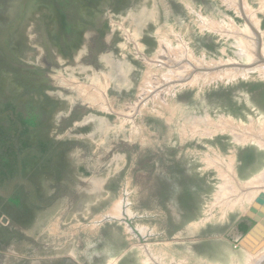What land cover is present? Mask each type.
Here are the masks:
<instances>
[{"label":"rangeland","instance_id":"1","mask_svg":"<svg viewBox=\"0 0 264 264\" xmlns=\"http://www.w3.org/2000/svg\"><path fill=\"white\" fill-rule=\"evenodd\" d=\"M246 1L0 0V264H246L264 252L263 204L201 222L222 186L206 155L242 182L264 171V148L231 129L264 130V65L240 67L257 62L242 46L250 25L264 48V0ZM165 45L237 67L133 106L166 73L150 62Z\"/></svg>","mask_w":264,"mask_h":264},{"label":"bare ground","instance_id":"2","mask_svg":"<svg viewBox=\"0 0 264 264\" xmlns=\"http://www.w3.org/2000/svg\"><path fill=\"white\" fill-rule=\"evenodd\" d=\"M246 1V0H245ZM244 2V1H243ZM241 2V3H243ZM247 2V1H246ZM225 3V2H224ZM229 3V2H228ZM230 5V4H229ZM231 5L233 7H235L234 9L238 8L240 10V2L239 0H231ZM243 5V4H242ZM248 5V4H247ZM246 6V4H245ZM244 6H242L243 8ZM245 8V7H244ZM250 8V7H249ZM233 9V8H232ZM247 9V7H246ZM245 9V10H246ZM237 11V10H236ZM251 11V10H250ZM239 12V11H238ZM236 12V13H238ZM241 12V10H240ZM249 12V11H248ZM255 13V12H254ZM244 14V13H243ZM240 15V14H239ZM238 15V16H239ZM248 16V15H247ZM243 17L245 18V16L243 15ZM252 16H250L251 18ZM256 17V16H255ZM253 20H255V18H253ZM247 22H249L248 20H245ZM253 22V21H251ZM259 22V21H258ZM257 22V23H258ZM246 24V23H245ZM254 24V23H253ZM221 25V24H220ZM244 26V25H243ZM259 26V24H258ZM257 26V27H258ZM207 27V26H206ZM211 27V26H210ZM208 27V29L210 28ZM219 27V26H218ZM222 27V26H221ZM227 27V26H225ZM251 29H252V33L251 36L249 35V39H246V40H243L242 39V46L244 49V52H246V54L251 58L252 55H254L253 57L255 59H257V62L256 63H247L246 66H241L240 67H244L247 69V71H242L243 73L245 72H248L249 71V67H252V66H255V65H264V54H261L262 52H264V48L261 47L259 48V43H258V30L257 28H253L252 25L249 26ZM212 28V27H211ZM243 28V27H242ZM228 29H231V28H228ZM234 29V27H233ZM240 29V28H239ZM243 29H246L245 27ZM241 29V30H243ZM259 29V27H258ZM210 30V29H209ZM212 30V29H211ZM222 30H223V27H222ZM238 30V29H237ZM221 31V30H219ZM249 31V30H248ZM238 32V31H237ZM224 33V32H223ZM230 33V32H229ZM262 33V32H261ZM260 33V35H261ZM231 34V33H230ZM235 34V33H234ZM224 36V35H223ZM228 36V35H226ZM239 36V35H238ZM256 36V38H255ZM177 38V37H176ZM231 38V37H230ZM246 38V37H245ZM262 38V37H260ZM229 39V37L227 38ZM160 40V39H159ZM262 40V39H261ZM181 41V40H180ZM161 40L159 41V44H160ZM166 42V41H165ZM182 42V41H181ZM180 42V43H181ZM168 43V42H167ZM240 43V42H239ZM263 43V42H262ZM164 44V43H163ZM181 45V44H180ZM179 45V46H180ZM166 46V45H165ZM170 46V45H169ZM177 46V45H176ZM178 46V49H168V45L166 46V49H161V51L159 52V55L154 57V58H151L152 60H150L151 63H154L155 65H153V67H157L163 71H166V73L164 75H162V78L161 75H159L160 78L159 79V82L157 83V85L155 87H151V89H147L148 91L143 95V98H141V100L139 102H136L133 106H139V104H141L142 101L145 100L146 97H149L151 94H154L158 92V90L160 89H163L167 86H170L167 88V92H169L170 88L173 87V85H177V84H180V86L182 85V83L184 81H186L188 78L190 79L192 77L193 74H198L196 76V79L201 77L202 75L206 76V74H210L212 75L216 73V76H220V74H227L225 73V71L227 70V68H234V67H237L235 65V63H222V64H212L213 65H204L203 63H199L194 61V58L193 56V60L187 56V50L188 49H181L179 48ZM187 46V45H186ZM159 47V46H158ZM162 47V46H161ZM160 47V48H161ZM240 47V46H239ZM172 48V47H171ZM236 49V48H235ZM160 50V49H158ZM239 50V49H238ZM191 51V50H190ZM240 51V50H239ZM262 51V52H261ZM157 53V52H156ZM204 55V54H203ZM201 56V55H200ZM235 56V55H234ZM252 57V58H253ZM201 60V59H200ZM219 60V59H218ZM222 60V59H221ZM145 61V60H144ZM203 61V60H202ZM249 61H252V59H249ZM146 62V61H145ZM228 62V61H227ZM240 62V61H239ZM247 62V61H246ZM149 66V65H148ZM239 66V65H238ZM152 68V67H151ZM241 69V68H240ZM157 70V69H156ZM155 70V71H156ZM237 70V69H236ZM160 71V70H159ZM157 70V73L159 72ZM231 71V70H230ZM234 71V70H233ZM251 71V69H250ZM215 72V73H214ZM237 72V71H236ZM239 72V71H238ZM256 72V71H255ZM160 73V72H159ZM242 74V73H241ZM252 74V73H251ZM260 74V73H259ZM264 74V72H263ZM156 75V74H155ZM155 75L153 77H155ZM158 75V74H157ZM191 75V76H190ZM247 75V74H246ZM248 76V75H247ZM222 77V76H221ZM236 77V76H235ZM204 78V77H203ZM208 78L210 79V77L208 76ZM195 79V78H194ZM202 79V78H201ZM217 79V78H216ZM219 79V78H218ZM225 79V78H224ZM227 79V78H226ZM229 79V78H228ZM155 80V79H154ZM199 80V79H198ZM206 80V79H205ZM221 80V79H220ZM195 81V80H194ZM200 81V80H199ZM189 82V80H188ZM202 82V80H201ZM185 83V82H184ZM150 84V83H149ZM152 84V83H151ZM187 84V83H186ZM191 84V83H190ZM195 84V83H193ZM154 85V84H153ZM146 89V88H145ZM169 89V90H168ZM146 91V90H145ZM142 92V91H141ZM165 92H166V89H165ZM164 93V92H163ZM143 94V93H142ZM160 94V92H159ZM158 94V95H159ZM166 94V93H165ZM163 95V94H162ZM152 96V95H151ZM156 96V95H155ZM154 96V98H155ZM145 97V98H144ZM153 97V96H152ZM157 98V97H156ZM162 98V97H161ZM139 99V98H138ZM137 99V100H138ZM159 99V97H158ZM154 101V100H153ZM162 101V100H160ZM164 102V101H163ZM146 104V103H145ZM140 109V108H139ZM131 110V109H130ZM140 111V110H139ZM132 115V114H131ZM126 117V116H125ZM128 119V118H127ZM130 119V118H129ZM209 120V117L207 118ZM203 120V119H202ZM206 120V119H205ZM208 120H206L208 122ZM200 121V120H199ZM198 121V123H199ZM205 121V122H206ZM212 121V120H211ZM227 121V120H226ZM232 121V120H231ZM254 121V120H253ZM264 121V119H263ZM203 122V121H202ZM204 122V125H206V123ZM210 122V121H209ZM217 122V121H216ZM221 122V120H220ZM228 122H230L228 120ZM236 122V121H235ZM252 122V121H251ZM257 122V121H256ZM218 123V122H217ZM222 123V122H221ZM225 124V122L223 123ZM231 124V123H230ZM233 124V123H232ZM252 124H254V122H252ZM262 124V123H261ZM203 125V124H202ZM209 125V124H208ZM213 125V124H212ZM219 124H217L218 126ZM199 126V124H198ZM207 126V125H206ZM205 126V127H206ZM211 126V124H210ZM214 126H216V124H214ZM221 126V125H219ZM224 126V125H223ZM240 126V125H239ZM197 127V126H196ZM195 127V128H196ZM226 127V126H225ZM229 127V126H228ZM253 127V126H252ZM257 127H260V126H257ZM264 127V125H263ZM193 128V127H192ZM198 128V127H197ZM207 128V127H206ZM212 128V127H211ZM236 128V130H235ZM254 128V127H253ZM262 128V127H261ZM201 129V128H200ZM232 129V132L234 133V137L236 138V140L240 141V142H247L249 140H251L253 142V140H255L261 147L264 148V130L263 131H259L257 132L256 134L254 133L253 130L249 129V128H245V127H236V126H232L231 127ZM260 129V128H259ZM191 130V129H190ZM193 130V129H192ZM203 130V129H202ZM208 130V128L206 129ZM196 131V130H194ZM199 131V130H197ZM196 133H199L197 132ZM205 131V130H204ZM231 131V130H229ZM256 131V130H255ZM191 132V131H190ZM195 133V134H196ZM203 133V132H202ZM207 133V132H206ZM209 133V132H208ZM207 133V135H208ZM222 133V132H221ZM219 133V134H221ZM229 133V132H228ZM195 134H192V135H195ZM213 134V133H211ZM203 135V134H202ZM206 135V136H207ZM199 136V135H198ZM204 136H205V133H204ZM209 136H210V133H209ZM203 137V136H202ZM208 137V136H207ZM233 141V140H232ZM239 142V143H240ZM251 143V142H250ZM245 144V143H244ZM255 145V143H253ZM241 146V145H240ZM208 151V150H207ZM210 152V151H209ZM203 153V152H202ZM205 154V153H204ZM206 162L211 170V167L215 170H217L216 172H218L217 174L220 175V178H221V181H222V186H221V189H220V192L217 196V199L215 201V203L213 204L212 203V206H210V208L207 210L206 212V217L203 218L201 220L202 223H204L205 221L209 220L212 218V213H213V210L215 208H220L222 210V216L225 215V213H227V211H231L233 209H236V208H240L242 210L243 213H245V211L247 210V208L251 205H253V203H255L253 205V207L251 208L250 211L252 210H256L258 208V205L259 203L260 204H263L264 206V171L259 174V176H256L255 178H251V180L249 181H240L239 178L237 177V173L235 171V167H234V164L232 163V161H226V160H223V158H211L209 157L208 155H206ZM221 156V155H220ZM218 157V156H217ZM228 157V156H227ZM205 158V157H204ZM226 158V157H225ZM231 158V157H230ZM204 160V159H203ZM235 163V162H234ZM206 164V166H207ZM207 168V167H206ZM208 169V168H207ZM263 170V169H262ZM214 171V170H213ZM219 177V176H218ZM217 177V178H218ZM216 194V193H215ZM125 195V194H124ZM262 199V200H261ZM258 203V204H257ZM117 209V208H116ZM219 209V210H220ZM115 210V209H114ZM221 212V211H220ZM128 214V213H126ZM129 215V214H128ZM214 216V214H213ZM112 216L110 215H106L105 217H102L100 219L99 222H103V221H107L109 219H111ZM130 217V215H129ZM115 220V219H113ZM127 220V219H126ZM128 225V224H127ZM127 229H129V227L127 226ZM138 230V229H137ZM140 231V229H139ZM131 232V231H130ZM143 234V233H142ZM140 235V233H139ZM140 240V239H139ZM142 240V239H141ZM141 243V242H140ZM142 245V244H141ZM140 247H143L141 246ZM149 250V249H148ZM147 250V251H148ZM151 252V250H150ZM249 259L247 260V263L246 264H260L261 262L264 261V252H259L257 254H255L254 256H249L248 257ZM149 260H151L152 258L151 257H148L147 258ZM152 261V260H151ZM157 264H163L162 262L158 261L156 262ZM182 262H171L170 264H181ZM145 264H154L153 262L151 263L150 261L149 262H145Z\"/></svg>","mask_w":264,"mask_h":264},{"label":"water","instance_id":"3","mask_svg":"<svg viewBox=\"0 0 264 264\" xmlns=\"http://www.w3.org/2000/svg\"><path fill=\"white\" fill-rule=\"evenodd\" d=\"M260 264H264V261H263V262H261Z\"/></svg>","mask_w":264,"mask_h":264}]
</instances>
